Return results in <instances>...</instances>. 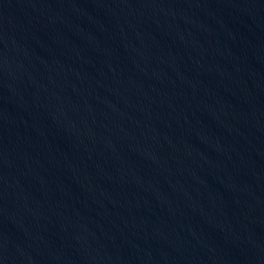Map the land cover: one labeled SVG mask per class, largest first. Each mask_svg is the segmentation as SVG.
<instances>
[{
	"label": "water",
	"instance_id": "1",
	"mask_svg": "<svg viewBox=\"0 0 264 264\" xmlns=\"http://www.w3.org/2000/svg\"><path fill=\"white\" fill-rule=\"evenodd\" d=\"M0 264H264V0H0Z\"/></svg>",
	"mask_w": 264,
	"mask_h": 264
}]
</instances>
